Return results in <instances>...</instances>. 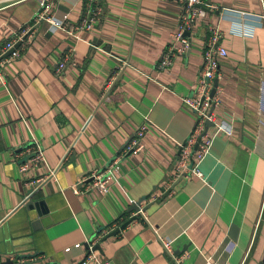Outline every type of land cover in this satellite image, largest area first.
<instances>
[{
    "label": "crops",
    "instance_id": "1",
    "mask_svg": "<svg viewBox=\"0 0 264 264\" xmlns=\"http://www.w3.org/2000/svg\"><path fill=\"white\" fill-rule=\"evenodd\" d=\"M51 1L54 16L69 25L97 7L99 17L69 34L36 21L39 0L0 2V52L23 26H34L20 55L0 64V229L10 231L12 255L74 264L94 241L110 264H204L209 256L218 264H264V23L239 25L206 10L195 19L190 47L161 67L182 12L178 0ZM204 1L264 13L260 0ZM210 27L227 50L214 113L230 133L209 126L203 177L186 171L178 181L180 145L197 118L181 98L194 93ZM143 123V146L130 154L126 146ZM33 146L45 163L21 172ZM47 168L54 178L32 191L28 181ZM95 172L107 179L106 192L87 188ZM28 199L47 208L35 227L23 216ZM148 203L101 241L117 220L136 215L130 206Z\"/></svg>",
    "mask_w": 264,
    "mask_h": 264
},
{
    "label": "built area",
    "instance_id": "2",
    "mask_svg": "<svg viewBox=\"0 0 264 264\" xmlns=\"http://www.w3.org/2000/svg\"><path fill=\"white\" fill-rule=\"evenodd\" d=\"M182 5V12L179 17L178 25L176 30L172 35V40L163 52L159 65L161 67L169 66L172 62V57L177 54L184 53L191 43V31L193 30L195 19L204 15L205 11H218L222 12L224 16H230L235 18L234 23L239 25H245L247 19H255L262 21L264 23V13L253 14L243 10H237L233 8H219L215 4L208 3L204 0H178ZM262 2V0H260ZM40 10L35 18L36 21L45 20L50 24L51 29H64L69 34H73L75 31L81 29H90L91 23L99 17L100 8L97 7L92 13L83 18V20L76 25H69L65 22V16L62 19H58L54 16L53 4L51 0H39ZM34 26L27 24L23 26L16 37L12 40L7 41L1 52H0V64L14 60L20 55L19 46L15 48L9 56L2 58V56L11 48L14 47L15 43L19 40L22 41L21 44L29 43L32 37ZM210 33L208 37L202 43V62L199 72V76L196 80L194 87V93L191 96L181 98L182 103L191 111H193L197 118L195 121L194 128L187 138L184 144L180 145L178 161L176 162L175 169L177 173H182L189 171L198 178H202V172L199 169V163L206 156L210 144L211 136L207 134L206 121L212 122L216 130H223L230 133V128L224 122L217 123L215 119L214 109L220 102L218 96V85L214 87V81L219 79V67L220 60L227 56V50L225 47L218 45V41L221 37L220 31L217 27H210ZM189 32V36L185 33ZM190 38V41H189ZM65 66V60L61 61L56 67V72L60 73ZM218 82V81H217ZM214 89L213 95H211V90ZM147 131V126L145 123L139 125L135 130L132 138L126 146V151L130 154H137L142 146L143 139ZM196 147V148H195ZM30 154L29 161L21 163L19 170L21 172L27 171L30 167H36L38 164L45 163L42 151L38 147H29L27 150ZM191 155H193L191 157ZM192 162V164H190ZM48 173L44 176L34 178L28 181V185L31 190L37 189L40 185L44 184L46 181L53 179L55 175V170L47 168ZM87 188L91 189L97 187L102 192L107 191V179L104 177L103 173L95 172L92 174V180L87 183ZM74 191H77L74 188ZM156 196H153L151 201L156 200ZM139 211L135 214L143 215L142 205ZM145 206V205H144ZM166 249H168L169 243L162 241ZM95 242L92 241L88 243V250L84 256L74 264H110L107 260H102L96 253V250H92V246ZM169 251V250H168ZM170 252V251H169ZM171 254V253H170ZM14 258L13 255L10 256ZM17 262L23 264H39L37 256H27L16 258ZM46 264H58L55 262H48ZM204 264H218L211 256L205 259Z\"/></svg>",
    "mask_w": 264,
    "mask_h": 264
},
{
    "label": "water",
    "instance_id": "3",
    "mask_svg": "<svg viewBox=\"0 0 264 264\" xmlns=\"http://www.w3.org/2000/svg\"><path fill=\"white\" fill-rule=\"evenodd\" d=\"M1 1H9V0H0ZM262 2L264 3V0H262ZM186 36H189V32L185 33ZM190 41V38H189ZM22 41L19 40L15 43L14 47L9 49L3 56L7 57L10 55V53L15 49L18 48L21 45ZM190 44V43H189ZM217 85V80L214 81V87ZM214 89L213 88L211 90V95H213L214 93ZM209 126H213L212 122L206 121V130ZM196 148V147H195ZM130 153V152H128ZM183 175H180L178 177V181L180 178H182ZM92 180V176L90 178H88L85 182L89 183ZM177 181V182H178ZM174 182V184L172 186H170V188H168L165 193L164 196H166L167 194H169V192L172 190L173 186L177 183ZM151 203H148L147 205L142 207V210H146L148 208V206ZM23 216L24 219L26 221H31V225L32 227H35V224H39V222H37V219L40 218H44L47 215V208L45 206V202L44 200H34V199H28L27 201L24 202L23 204ZM140 207L136 204H133L132 206H130L129 211H139ZM137 218V215H132L130 216L126 221H124L122 224H120L119 226H117L116 228H114L113 230H111L110 232H108L107 234H105V236H103L101 238V241L105 240L107 237L111 236V235H115L119 230L125 228L128 224H130L134 219ZM231 236L233 239H235V235H236V227L235 226H231ZM85 246L88 248V244L86 243ZM92 250H98L101 252V247H100V243H96L95 245L92 246ZM14 253L13 250V246H12V238L10 237V231L9 230H4V229H0V264H23L20 262H17L16 258H20V257H27V256H15L14 258H11L10 256ZM180 252L178 250H174L173 251V255L177 256L179 255Z\"/></svg>",
    "mask_w": 264,
    "mask_h": 264
},
{
    "label": "trees",
    "instance_id": "4",
    "mask_svg": "<svg viewBox=\"0 0 264 264\" xmlns=\"http://www.w3.org/2000/svg\"><path fill=\"white\" fill-rule=\"evenodd\" d=\"M117 222H118V223H117L118 225H120V224L122 223L121 221H118V220H117Z\"/></svg>",
    "mask_w": 264,
    "mask_h": 264
}]
</instances>
